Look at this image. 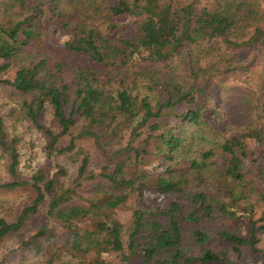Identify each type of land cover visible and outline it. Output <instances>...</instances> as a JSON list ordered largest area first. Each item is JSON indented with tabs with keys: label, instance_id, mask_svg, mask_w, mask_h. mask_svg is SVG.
<instances>
[{
	"label": "trees",
	"instance_id": "16d2710c",
	"mask_svg": "<svg viewBox=\"0 0 264 264\" xmlns=\"http://www.w3.org/2000/svg\"><path fill=\"white\" fill-rule=\"evenodd\" d=\"M231 1L223 6L216 0L214 7L196 1L105 0L110 29L136 28L119 38L87 16L67 15L56 0H0V83L19 96L16 113L48 134V149L77 163L67 180L60 170L21 177L17 149L14 142L7 144L0 117V147L9 151L11 176L0 188L27 186L34 192L14 219L0 216V240L18 234V248L44 264H236L244 250L264 259L257 246V234L264 231V62L251 112L256 119L251 116L243 126L232 125L219 111L218 99L213 105L211 80H199L206 72L200 62L212 44L244 48L261 39L258 29L241 42L230 38L253 6L249 0ZM51 22L56 40H46L64 50L42 46L40 29ZM57 32L64 36L55 37ZM176 56L191 83L154 70ZM83 59L92 66H82ZM132 61L141 66L134 74L143 81V92H132L124 81L106 89L100 66L115 70ZM47 111L58 125L56 133L39 120ZM63 136H69L67 144L55 147ZM79 139L91 140L99 151L96 164ZM147 194L162 202L140 206ZM216 216L247 218L250 228L245 236L216 232L225 244L216 246L211 232L200 226ZM183 222L195 223L186 242Z\"/></svg>",
	"mask_w": 264,
	"mask_h": 264
},
{
	"label": "rangeland",
	"instance_id": "374dc122",
	"mask_svg": "<svg viewBox=\"0 0 264 264\" xmlns=\"http://www.w3.org/2000/svg\"><path fill=\"white\" fill-rule=\"evenodd\" d=\"M179 1H184L185 3L193 2L194 4L196 1L198 6H216V0ZM243 1L245 0H237V3H242ZM219 2H221L223 6H231L234 4L231 0H219ZM249 2L253 4L250 8L252 10L250 13L251 16L245 15L239 19L230 33V38L241 42L242 40L248 39L252 33L258 29L260 30L261 35H259V37L261 39L254 45L243 46L244 48H231L227 47L224 43L218 45L212 44L210 49L205 51V54H203L204 58L200 62L201 66L206 67V72L203 75L204 77L201 76L199 80L205 81L208 78L211 80L209 91L212 96L213 105L216 104L215 99L222 102L219 111L225 112L227 116H229L232 125L234 124L236 127L243 126L249 122L251 116L256 119L253 114L251 115V112L256 98L260 93L259 81L262 77L264 62V0H249ZM78 3H83L84 5L80 11L75 9ZM56 4L60 9H64L67 15L75 16L79 13L83 16H87L92 23L102 27L104 30H107L109 34L118 36L119 38L128 37L136 32V28L133 24H127L124 28L110 29V26L106 24L108 17L104 10L105 0H56ZM243 11L244 8H242L241 12ZM43 17L45 18V15ZM52 22L49 23L48 26L46 23H43L45 28L40 29L41 39L47 42L42 44V46L50 47L56 51L57 49L64 50L62 45L56 47L54 43L50 44L46 40L48 36H50L52 40H56L52 38L49 32V30L53 31ZM54 35L60 39L64 36H61L59 32L54 33ZM180 57L181 56H176L168 66L158 63L154 67V70L158 71L160 76L163 75L166 78H173L185 84L191 83L192 80H188L187 78L189 70L186 65L182 63ZM70 58L71 57L66 54L65 59L68 60ZM78 59L77 56H73L72 58L75 62ZM83 61L85 64L82 66H92V64L88 63L86 60L83 59ZM241 64L249 65L245 70L235 69ZM140 67L141 66L137 64L136 61H132L125 67L115 70L110 67L100 66V77L106 83L107 86H105V88L108 90H110V88H116L124 81L132 88V92H136V90L143 92V81L138 79V76L134 74L140 70ZM106 71L111 75L109 78L105 74ZM7 75L8 74H6L5 77H7ZM209 75L211 76L208 77ZM203 84L207 86V83L204 82ZM12 93L10 88L0 83V117L4 122L7 144L9 143L10 146H12L10 142H14L13 146L17 149L18 174L26 178L39 169L48 170L50 172L58 171V174L60 170L62 179H69L75 174L77 163L68 159L63 153H57L55 150L48 149L49 143L51 142L50 137L44 130L39 129L29 119L21 117L16 113L19 107V96H14ZM255 110L256 111H253L254 113L259 111L258 109ZM13 111L15 112L14 114ZM39 120L44 128L51 129L53 133L57 132L58 125L50 112H45ZM228 132L229 131L226 133ZM197 134L201 133L195 130V135ZM68 140L69 136H63L55 143V147L60 148L66 145ZM78 141L89 151L93 165L96 164L100 153L95 148L92 141L89 139H79ZM195 142L194 139L192 143L193 147H195ZM191 149L193 150L195 148ZM8 154L9 151H5L0 147V182H5L11 177L7 170V166L10 162ZM79 191L85 193L84 188L79 189ZM33 198L34 192L27 186H20L15 189L0 188V216L11 220L14 219L18 212L25 205L29 204ZM161 202L162 198L159 196L147 194L144 202L140 204V206H155ZM129 211L130 208H127L122 212L120 217L123 221L126 220ZM201 222L200 226L211 232L214 244L219 247H224L225 244L219 240L220 237L216 232L225 229L236 231L245 236L250 228L247 218L230 220L228 218L216 216ZM194 227L195 223L193 222L182 223V233L185 242L190 238ZM257 238V246L264 250V231L258 232ZM18 240L19 236L16 233L10 234L0 240V264H44L42 258L34 257L25 249H19L17 246ZM236 264H264V259L251 251L244 250L243 254L240 255L239 258H236Z\"/></svg>",
	"mask_w": 264,
	"mask_h": 264
}]
</instances>
